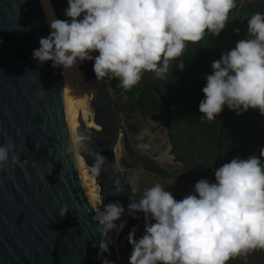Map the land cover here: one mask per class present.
Here are the masks:
<instances>
[{
	"label": "clouds",
	"instance_id": "clouds-1",
	"mask_svg": "<svg viewBox=\"0 0 264 264\" xmlns=\"http://www.w3.org/2000/svg\"><path fill=\"white\" fill-rule=\"evenodd\" d=\"M235 6L236 0H68V19L48 18L50 32L32 55L41 64L63 69L94 61L98 81L118 79L131 90L144 73L163 79L186 43L199 42L206 32L218 37ZM247 31L249 38L212 62L199 104L202 120H215L225 108L237 115L249 110L264 115V14H252ZM176 68L183 71L184 62ZM79 149L87 145L68 151ZM106 161L96 153L92 172L99 175ZM18 162L14 145L0 146V167ZM214 176L215 182L197 181L180 200L157 183L129 203L127 213L134 218L142 213L146 223L140 238L136 229L129 233L128 264H228L242 253L264 250V148L259 156L223 164ZM68 211L62 209L60 216ZM125 214L120 203L96 212L95 220L103 226L102 254L109 252V233L126 226L117 225ZM102 264L111 262L103 259Z\"/></svg>",
	"mask_w": 264,
	"mask_h": 264
},
{
	"label": "water",
	"instance_id": "water-1",
	"mask_svg": "<svg viewBox=\"0 0 264 264\" xmlns=\"http://www.w3.org/2000/svg\"><path fill=\"white\" fill-rule=\"evenodd\" d=\"M50 2L0 0V146L11 143L19 158L0 167V264H102L103 259L120 264L113 243L101 253L103 226L95 220L100 209L87 198L76 157L83 155L91 169L96 153L107 158L95 174L101 209L109 203L124 206L126 214L117 225L126 224L119 243L122 259H128L129 233L145 217L127 213L138 198L117 159L121 129L110 82L97 80L90 61L63 69L33 58L40 38L50 32L48 18L68 19L61 0ZM79 77L91 85L94 123L100 129L85 128L81 135L87 149L76 153L68 151L74 143L64 92ZM65 208L69 211L61 217Z\"/></svg>",
	"mask_w": 264,
	"mask_h": 264
},
{
	"label": "trees",
	"instance_id": "trees-1",
	"mask_svg": "<svg viewBox=\"0 0 264 264\" xmlns=\"http://www.w3.org/2000/svg\"><path fill=\"white\" fill-rule=\"evenodd\" d=\"M61 1L66 9L68 0ZM257 12L264 14V0H236L225 30L218 37L206 32L199 42L186 43L183 55L171 62L169 73L163 79L144 73L136 86L125 90L118 79L108 78L113 94L124 97V101L117 102L121 114L127 117L138 114L145 120L154 116L164 122L171 154L183 165L193 187L201 179L213 182L214 170L232 159L259 156L260 149L264 148V115L258 110L237 115L225 108L213 121L202 120L199 111L206 77L212 74V62L234 48L239 40L249 38L247 22ZM181 61L184 62L183 71L176 68ZM129 129L139 135L134 125H129ZM222 134L228 136V147L221 141ZM143 160V169L159 177H168L166 171Z\"/></svg>",
	"mask_w": 264,
	"mask_h": 264
},
{
	"label": "rangeland",
	"instance_id": "rangeland-1",
	"mask_svg": "<svg viewBox=\"0 0 264 264\" xmlns=\"http://www.w3.org/2000/svg\"><path fill=\"white\" fill-rule=\"evenodd\" d=\"M112 99L117 111L118 125L121 129L117 159L129 182L133 196L140 199L147 188L157 183L170 191L177 200L192 193L194 187L190 183L183 165L176 162L171 154L168 128L164 122L156 120L154 116L146 120L138 114L133 117H127L126 114H121L117 108V102L124 101V97L122 95H115L112 92ZM129 125H134L139 131V135H135L129 129ZM140 145H147L148 147L142 148ZM143 159L166 171L168 177H159L143 169ZM145 223L146 221L142 219L137 225V238L143 236ZM128 260L124 261V264H128Z\"/></svg>",
	"mask_w": 264,
	"mask_h": 264
},
{
	"label": "bare ground",
	"instance_id": "bare-ground-1",
	"mask_svg": "<svg viewBox=\"0 0 264 264\" xmlns=\"http://www.w3.org/2000/svg\"><path fill=\"white\" fill-rule=\"evenodd\" d=\"M51 6L53 7L52 4ZM92 100L93 94L91 85L85 81L84 77L77 78L64 92L66 118L74 146L85 142V138L81 135L85 128L100 129V127L94 123L95 116L91 105ZM78 151H80V149L76 150V153ZM76 157L81 180L83 181V189L87 198L95 209H97V207L101 209V189L95 180V174L92 172V169L87 166L83 155L81 156L79 154L76 155ZM121 232L122 231L118 233L116 230H113L109 233V236L120 264H124V261H127L129 258L122 259L121 257V250L123 248L119 243Z\"/></svg>",
	"mask_w": 264,
	"mask_h": 264
},
{
	"label": "flooded vegetation",
	"instance_id": "flooded-vegetation-1",
	"mask_svg": "<svg viewBox=\"0 0 264 264\" xmlns=\"http://www.w3.org/2000/svg\"><path fill=\"white\" fill-rule=\"evenodd\" d=\"M224 134H222L221 141L225 143V147H228V136L223 137ZM212 168V167H211ZM210 169V167H209ZM209 174L212 176V173L208 171ZM187 173V172H186ZM189 178V176H188ZM215 182V179L213 180ZM264 250L262 249H256L251 250L247 253H242L236 257H233L228 261V264H264Z\"/></svg>",
	"mask_w": 264,
	"mask_h": 264
}]
</instances>
